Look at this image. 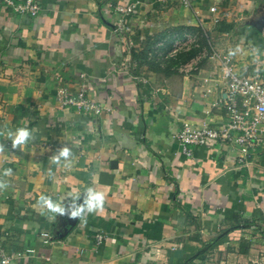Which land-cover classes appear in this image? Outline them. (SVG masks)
Wrapping results in <instances>:
<instances>
[{"label":"crops","instance_id":"1","mask_svg":"<svg viewBox=\"0 0 264 264\" xmlns=\"http://www.w3.org/2000/svg\"><path fill=\"white\" fill-rule=\"evenodd\" d=\"M36 1L35 17L0 2V243L21 254L13 264H264V236L231 228L240 213L264 230V146L239 162L236 149L213 140L186 157L173 138L183 123L226 121L213 52L264 79V0ZM117 5L135 8L123 30ZM189 28L205 33L209 50L184 75L180 64L165 67V48L188 35L197 46ZM147 41L164 47L158 69L132 57ZM81 87L111 112L59 104V90ZM20 128L30 132L23 150L12 147ZM89 189L105 193L104 211L72 218ZM41 195L65 214L40 205L42 214ZM240 237L249 251H228Z\"/></svg>","mask_w":264,"mask_h":264},{"label":"built area","instance_id":"2","mask_svg":"<svg viewBox=\"0 0 264 264\" xmlns=\"http://www.w3.org/2000/svg\"><path fill=\"white\" fill-rule=\"evenodd\" d=\"M0 2L6 9H10L14 13L30 17H35L40 9L36 0H0ZM180 2L183 6H190L189 0H180ZM115 11L121 17L118 21V28L123 30L122 18L133 15L135 8L132 5H117ZM209 12L216 14V5L211 6ZM213 21L217 23L219 17L215 16ZM195 41V37L190 35L186 37V40L176 39L166 58L175 57L180 51L189 49ZM200 55L180 64L179 72L184 75L192 73L196 69ZM212 57L218 60L221 76L226 81L223 99L226 121L218 127H212L209 124L193 127L189 123H183L180 129L173 134V138L181 146L182 154L186 157L192 155V147L213 140L228 144L236 149L238 161L244 162L264 146V79L260 73L239 74L228 55L220 56L213 52ZM57 101L62 107L73 108L78 112L95 116L109 113L112 110L106 100L96 101L90 98L84 87L75 92L59 90ZM41 236L44 238V243H48L49 234L42 233ZM96 241L101 243L103 236L97 235ZM19 257H21L20 253L10 254L0 243V264H13Z\"/></svg>","mask_w":264,"mask_h":264},{"label":"trees","instance_id":"3","mask_svg":"<svg viewBox=\"0 0 264 264\" xmlns=\"http://www.w3.org/2000/svg\"><path fill=\"white\" fill-rule=\"evenodd\" d=\"M188 31L192 32L196 36L198 45L192 46L189 50L183 51L177 54L175 58L172 57L168 62H165L166 65L165 67L167 69L189 61L190 59L201 53V51L204 48H207V50H209L207 37L205 36V33L203 31L197 28L196 29L189 28ZM154 44H155L154 42L152 43L151 41L150 42L147 41V44L143 47V49L140 52L138 53L132 52V57L137 61L138 65L146 63L147 65H149V67H156L158 69L160 60L163 59L158 58V55L156 53L157 52L164 53V47H162L159 51L155 52L153 49ZM170 48L171 45L168 48H165L166 55H167V51ZM149 53L151 54L150 56L151 60L148 59ZM187 215L190 216L189 214ZM249 227H254L255 230H257L262 236H264V230L260 229V226L256 224L254 221L244 218L240 213L234 214L231 224L232 229L234 228L236 230L238 229L241 230L242 228H249ZM216 242L217 240L215 239L212 240L210 245H208L206 248L209 249ZM249 248H250V242L240 237L235 244L228 246V251L231 252L233 251L240 254H246L249 251Z\"/></svg>","mask_w":264,"mask_h":264},{"label":"clouds","instance_id":"4","mask_svg":"<svg viewBox=\"0 0 264 264\" xmlns=\"http://www.w3.org/2000/svg\"><path fill=\"white\" fill-rule=\"evenodd\" d=\"M12 134L9 133V136ZM30 132L27 128H20L17 130L15 137L12 141V147L16 148L17 146H20V149L23 150V146L25 145V141L29 139ZM4 148L3 145H0V152H3ZM61 156L67 157L69 155V150L67 148H64L60 152ZM58 157H53V162H57ZM5 175H11L12 170L7 169L4 173ZM7 185L4 183H0V189L6 187ZM104 204H105V193L104 192H95L92 193L91 189H89V198L85 200L84 206H81L74 210L71 213L72 218H75L77 216H81L82 213L87 210L88 212H95L97 214L104 211ZM40 205H46L47 209L51 213H60L65 214L64 209L61 208L58 204H54L52 200L48 197H45L43 195L40 196L39 200L37 201L36 207L41 211L42 214H44L43 208L39 207ZM83 220V217H82Z\"/></svg>","mask_w":264,"mask_h":264},{"label":"water","instance_id":"5","mask_svg":"<svg viewBox=\"0 0 264 264\" xmlns=\"http://www.w3.org/2000/svg\"><path fill=\"white\" fill-rule=\"evenodd\" d=\"M264 27V26H263ZM71 224H74L73 222Z\"/></svg>","mask_w":264,"mask_h":264}]
</instances>
